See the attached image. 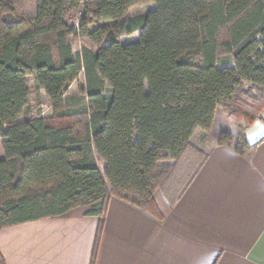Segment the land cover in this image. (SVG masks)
I'll return each instance as SVG.
<instances>
[{
    "label": "trees",
    "instance_id": "1",
    "mask_svg": "<svg viewBox=\"0 0 264 264\" xmlns=\"http://www.w3.org/2000/svg\"><path fill=\"white\" fill-rule=\"evenodd\" d=\"M31 75L48 115H25ZM263 109L264 0H0V228L111 196L162 218L156 193L177 204L209 156L194 133L220 110L237 131L218 144L247 156Z\"/></svg>",
    "mask_w": 264,
    "mask_h": 264
},
{
    "label": "crops",
    "instance_id": "2",
    "mask_svg": "<svg viewBox=\"0 0 264 264\" xmlns=\"http://www.w3.org/2000/svg\"><path fill=\"white\" fill-rule=\"evenodd\" d=\"M246 139L247 156L215 144L177 204L158 191L162 218L111 196L102 215L0 228V251L7 264H264V109Z\"/></svg>",
    "mask_w": 264,
    "mask_h": 264
},
{
    "label": "rangeland",
    "instance_id": "3",
    "mask_svg": "<svg viewBox=\"0 0 264 264\" xmlns=\"http://www.w3.org/2000/svg\"><path fill=\"white\" fill-rule=\"evenodd\" d=\"M156 7L155 2H148L143 4L135 5L131 8L129 11L128 17L138 16L147 13L151 9H154ZM83 10L81 7L74 10L67 18L70 25H79L80 20L82 18ZM139 37V33H134L130 36H124L123 40H135ZM72 45L74 52H79L82 49V42L81 40L77 38L72 39ZM28 85L30 87V103L28 108L26 109L25 115L27 117L31 116H37L38 114L48 115L51 111L50 102L48 98L45 95V92L43 90H40L36 86V81L34 75L29 76ZM84 85V77L83 75L80 76L79 80L74 82L71 87L70 91L72 94H77L82 89ZM220 113L222 114L220 110L217 112V118L215 120V123L213 127L210 130H203L198 129L194 135L192 136V141L200 146L203 150L209 151L212 149V147L218 143L219 135L222 131H229L230 125L232 128H234L237 131V128L235 124L227 119V116L225 119L220 117ZM4 157V152L2 148V143L0 139V158Z\"/></svg>",
    "mask_w": 264,
    "mask_h": 264
}]
</instances>
